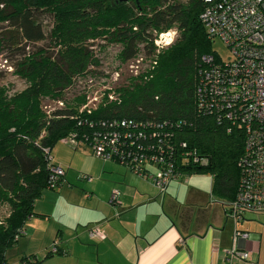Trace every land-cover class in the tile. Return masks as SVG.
<instances>
[{"label":"trees","instance_id":"trees-1","mask_svg":"<svg viewBox=\"0 0 264 264\" xmlns=\"http://www.w3.org/2000/svg\"><path fill=\"white\" fill-rule=\"evenodd\" d=\"M111 1L115 4L111 5ZM115 1L0 0V53L9 57L7 52L11 51L20 56L14 72L26 83L11 94L7 93L6 85L0 84V204L8 208L7 215L0 221V264H8L6 250L14 245L23 223L32 213L34 198L48 187L51 165L61 167L52 161L50 148L71 131L78 135L89 133V121H104L105 125L114 119L166 122L160 132L169 133L164 140L171 148H162V159L171 161L180 170V178L208 173L211 192L225 208L235 196L244 135L237 125H231L227 131L222 120L201 113L197 107L195 86L198 69L202 66L201 56L212 54L213 38L207 35L199 18L209 1L148 0L144 2L149 4L145 8L141 7L143 0ZM116 6L120 11L110 14L105 24H99L107 17L104 14L107 9L116 11ZM136 8L141 10L137 15L133 13ZM38 13L52 17L48 36ZM97 26L109 32L100 33ZM169 28L177 30L176 37L157 55L153 70L144 78L140 75V79L125 76L128 82L120 87L116 100L100 104L89 113L76 112L84 102V95H76L80 91L74 90L75 76L85 71L88 63L96 64V57L84 46L89 37L103 38L106 44L119 42L118 57L125 61L133 57L138 45L148 54L152 33ZM45 37L57 45L54 56L37 48L31 52L24 49ZM11 66L13 68V64ZM69 89L76 95L72 99L74 103L64 100L63 92ZM41 97L60 100L63 105L43 112ZM180 142L185 146L181 147ZM44 148H48L47 154ZM189 150L206 157L207 163L198 165L189 161L185 164L183 156ZM155 164L151 161L145 170L154 173ZM134 174L155 187L149 179ZM174 180L178 179H171L169 183Z\"/></svg>","mask_w":264,"mask_h":264},{"label":"crops","instance_id":"crops-1","mask_svg":"<svg viewBox=\"0 0 264 264\" xmlns=\"http://www.w3.org/2000/svg\"><path fill=\"white\" fill-rule=\"evenodd\" d=\"M50 155L64 174L34 198L5 252L8 264H264V212L233 221L194 177L187 186L171 181L159 193L116 161L93 157L83 143L57 140ZM90 227L104 238L88 236ZM235 228L248 236L233 238ZM231 246L249 259L226 258L223 249Z\"/></svg>","mask_w":264,"mask_h":264},{"label":"built area","instance_id":"built-area-1","mask_svg":"<svg viewBox=\"0 0 264 264\" xmlns=\"http://www.w3.org/2000/svg\"><path fill=\"white\" fill-rule=\"evenodd\" d=\"M206 1L209 3L200 13V21L209 37L219 39L226 46L230 57L223 61L217 60L214 54L201 56L202 66L198 69L195 86L197 107L201 113L212 114L217 121L222 120L227 131L231 125H237L244 135L243 150L238 157L240 176L237 191L225 208L226 216L235 221L240 220L245 212H264V0ZM152 34L149 53L138 51L128 60L127 75L133 79L140 75L144 78L153 70L157 55L173 41L176 30L169 28ZM118 72L122 76L120 70L111 74L113 83L120 77ZM89 84L82 87L84 102L76 112L89 113L100 104L116 100L112 87L100 83L94 88L91 81ZM56 104L63 105L60 100H56ZM164 124L166 122L159 124L125 119H114L107 125L104 121H89L91 132L78 135L71 131L59 141L71 147L83 143L93 157L117 161L130 172L149 179L158 191L164 192L171 179L182 176L171 161L161 157L162 148L171 146L164 140L169 133L160 132ZM179 144L185 146L184 142ZM43 150L44 154L48 153V148ZM151 161L157 164L154 173L145 170L146 164ZM189 161L198 165L207 163L206 157L193 150L183 156L185 164ZM60 175H63V169L51 165L47 176L48 187L53 188ZM82 178L87 176L82 175ZM87 232L91 238H104V233L97 227H90ZM232 235L233 238L244 239L248 233L235 228ZM55 247L53 243L50 251H54ZM223 252L229 260L249 259V253L236 246L223 249ZM25 264L38 263L26 260Z\"/></svg>","mask_w":264,"mask_h":264},{"label":"rangeland","instance_id":"rangeland-1","mask_svg":"<svg viewBox=\"0 0 264 264\" xmlns=\"http://www.w3.org/2000/svg\"><path fill=\"white\" fill-rule=\"evenodd\" d=\"M117 1L118 0H116L115 2ZM121 1H125V0H121ZM145 1H148V0H143V3L141 4L142 8H145V5H149L147 3H144ZM110 4L113 5L115 3L111 1ZM120 9L121 8L119 6H116V11L109 12V9H107V12L104 13L107 15V17L99 21V24H105V21L109 19L108 18L109 15L112 13H118ZM139 11L141 10L136 8L135 10H133V13L137 15ZM37 15H38L37 17L42 23L45 35L48 36L47 33L51 29V23H52L51 15L47 13H38ZM0 26H2V24H0ZM102 27L103 26H97V31H99L100 33L102 30H104L105 33L109 32V30H106V28H102ZM176 33H177V30H176ZM175 37H176V34H175ZM85 43L86 44H84V46L86 45L88 49L92 52L94 57H96V64L88 63L85 71H83L80 74H76L75 76L76 79L74 80L75 81L74 90L81 91L80 93L77 92L76 95L84 93L82 91V87L89 86L90 85L89 81H91V85L94 88L99 87L98 84L100 83H105L107 86L112 87L114 94L119 93L120 87H122L128 82V79L125 78V76H128L127 75V71H128L127 65L129 63L128 61L129 59L124 61L118 57V53L121 50V44L119 42H107L108 44H106L104 39L99 38V37L94 38V39H92V37H89L85 41ZM167 46H164L163 49H165ZM36 48L37 50L41 49L44 52L50 53L52 56H54L57 50V45H54L52 40H50V38L45 37L40 42L36 44H32V45L30 44L29 46H26L24 49L27 52H31L32 50ZM211 49H212V54L215 55L217 60L225 61L227 58L230 57V53L228 49L226 48V46L217 38L212 39ZM138 51H141V52L144 51L142 45H138L136 52ZM7 53L10 54L9 57L6 55V53H0V84L6 85L7 93L11 94L13 92L21 90L23 87H25L26 83L23 79L19 78L14 72L15 70L14 65L20 56H16L18 54H13L11 51H8ZM4 55L7 57L6 61L3 60ZM11 64H13V68L9 70V65L11 66ZM114 70H118V71L120 70L122 72V76L118 72L120 77L117 81L113 83L111 81V74ZM77 83H79L80 85ZM73 94H74V91L72 89H69L68 91L63 92L64 100L69 99L70 102L74 103L72 99L76 95H73ZM56 105H57L56 100L49 99L48 97L40 98V107L43 110V112H46L49 109L51 110L52 107H56ZM59 144L60 143H58L57 146H59ZM70 151H72V149H70ZM88 151L90 150L88 149ZM190 177L196 178L195 183L199 184L203 188L207 190L210 189V184H211L210 175L205 172L194 173V174H190L189 176L183 175L182 178L178 179V184H184L185 182L189 181ZM187 184H192V181L184 185L187 186ZM215 195L216 194H214L213 199L218 202L219 198ZM7 209L8 208L5 204L0 205V219L5 216Z\"/></svg>","mask_w":264,"mask_h":264}]
</instances>
